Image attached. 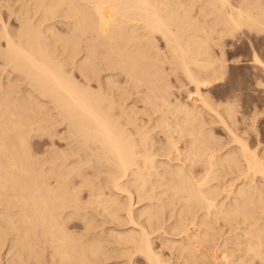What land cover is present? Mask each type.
I'll list each match as a JSON object with an SVG mask.
<instances>
[{
  "label": "bare ground",
  "instance_id": "6f19581e",
  "mask_svg": "<svg viewBox=\"0 0 264 264\" xmlns=\"http://www.w3.org/2000/svg\"><path fill=\"white\" fill-rule=\"evenodd\" d=\"M239 33L264 0H0V264H264V109L202 91Z\"/></svg>",
  "mask_w": 264,
  "mask_h": 264
},
{
  "label": "rangeland",
  "instance_id": "374dc122",
  "mask_svg": "<svg viewBox=\"0 0 264 264\" xmlns=\"http://www.w3.org/2000/svg\"><path fill=\"white\" fill-rule=\"evenodd\" d=\"M198 4L200 5V3H198ZM252 34L249 36L248 34H242L241 35V33H239L237 35L238 37L236 36L234 38L233 37L231 38V36H227V38L224 37L222 39V41H223L222 43H224V44H222V46L225 47L224 48L225 50L224 49L223 50L226 52V53L224 52L225 53L224 56L227 58L226 59L224 57V59L227 60V65H228L227 71H226L225 76H224L225 79L224 78H222V80L217 79V81L215 80L211 84L206 85L202 88V91L204 93L208 94V92H209L208 95L210 96V99L212 101L216 102L215 103L216 105H218V103L220 105V104H222V102L224 103V101L226 102V98L232 99V97L236 93L239 97L238 98V101H239L238 105H239L240 113H241V111H242V113L250 112V110H252L251 108H254L255 106H257V107L259 106L260 108L263 107L262 109H264V91H263L264 90V84H261V85L256 84L257 75H260V74H258L260 64L258 65V64H255L254 62H253L254 64L252 63V61H253V60H251L252 59V53H251L252 49H250L251 48L250 45L253 42L255 44V45L253 44V46L256 47V49L260 55V58L264 62V37L258 38V40H262L263 42H261L259 44V46H256V43L253 39L256 40L257 38L255 37V34H253V35ZM243 35H246L245 37H248V39L250 37V39H251L250 45L248 43L250 41V39H249V41L246 40L247 38H245ZM240 37H241V39H240ZM217 49L218 48H216V53L218 54L217 51H219V56H220L221 50H219V49L217 50ZM236 60H238V61H236ZM254 67L255 68L257 67L256 68L257 71L255 70ZM228 68H229V70H228ZM252 68H253V70H252ZM254 70H255V72H254ZM254 73H255V75H254ZM187 85L188 84H185L183 86L184 89H183V87H179V89L177 87L175 88V89H177V91H175V92H176V95H178V98H182L180 100L181 101L184 100L185 102H187L188 100L190 101V99H191V97L189 98L190 94H188V92H187V90H185V88L192 90L191 96H193L195 93V92L193 93V91H194L193 86L192 85L187 86ZM239 93H240V96H239ZM218 109L221 110V107L218 106ZM217 124L220 125L219 123H216V124H213L216 127L212 126V127H214V129H213L214 133L216 135H220L221 139H222V137H224L226 140V137H228L227 134L225 133L224 129H222L221 125L217 126ZM257 124H258L259 129L264 132V113H262L261 117H259ZM222 227L223 228H222L221 233L224 232L225 229H226V232L231 231V230H228V227L223 225V224H222ZM223 229H224V231H223ZM226 232L224 233L225 237L222 236L223 239L219 241L220 247H225L224 245H230V244H224L225 242H223L224 239L226 240V238H228V236H231L230 232H229V235H228V232H227V234H226ZM231 233H233V232H231ZM226 235H228V236L226 237ZM222 242L224 244L223 246H221ZM220 249H223V248H220ZM218 252H219L218 254H220V251H218ZM219 264H222V263L219 262Z\"/></svg>",
  "mask_w": 264,
  "mask_h": 264
}]
</instances>
